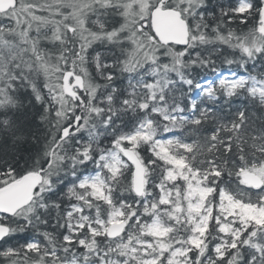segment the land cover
<instances>
[{
    "label": "snow or ice",
    "instance_id": "snow-or-ice-1",
    "mask_svg": "<svg viewBox=\"0 0 264 264\" xmlns=\"http://www.w3.org/2000/svg\"><path fill=\"white\" fill-rule=\"evenodd\" d=\"M12 187L0 264H264V0L0 6Z\"/></svg>",
    "mask_w": 264,
    "mask_h": 264
},
{
    "label": "water",
    "instance_id": "water-1",
    "mask_svg": "<svg viewBox=\"0 0 264 264\" xmlns=\"http://www.w3.org/2000/svg\"><path fill=\"white\" fill-rule=\"evenodd\" d=\"M11 0H0V6L8 7ZM157 21L161 25V30L169 37L176 38L182 32V25L172 20L168 14L158 15ZM23 196V189L19 187H12L7 192L0 191V206L6 202L13 203Z\"/></svg>",
    "mask_w": 264,
    "mask_h": 264
},
{
    "label": "trees",
    "instance_id": "trees-1",
    "mask_svg": "<svg viewBox=\"0 0 264 264\" xmlns=\"http://www.w3.org/2000/svg\"><path fill=\"white\" fill-rule=\"evenodd\" d=\"M254 119H256L255 117H254ZM260 121L259 120H257V123H259Z\"/></svg>",
    "mask_w": 264,
    "mask_h": 264
}]
</instances>
